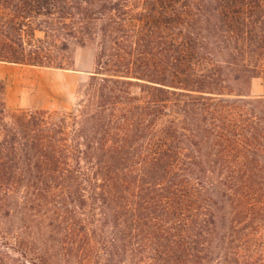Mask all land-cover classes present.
Segmentation results:
<instances>
[{
    "label": "trees",
    "instance_id": "16d2710c",
    "mask_svg": "<svg viewBox=\"0 0 264 264\" xmlns=\"http://www.w3.org/2000/svg\"><path fill=\"white\" fill-rule=\"evenodd\" d=\"M87 45L71 112L11 113L0 80V201L46 208L81 264L254 260L264 96L246 91L264 76V0H0V62L66 68Z\"/></svg>",
    "mask_w": 264,
    "mask_h": 264
},
{
    "label": "rangeland",
    "instance_id": "374dc122",
    "mask_svg": "<svg viewBox=\"0 0 264 264\" xmlns=\"http://www.w3.org/2000/svg\"><path fill=\"white\" fill-rule=\"evenodd\" d=\"M95 56L96 46L87 45L72 48V59L66 68L0 62V80L6 84L8 110L11 113L18 110L71 112L95 72ZM246 93L252 98L263 97L264 76L253 79ZM21 196L15 194V198L0 201V264H31L29 258L38 256L44 246L55 264H81L77 244L72 246L70 236L61 237L59 230L52 232L45 223L46 208L39 209L34 203L28 210V202L22 203ZM3 197L0 194V200ZM75 233H79L77 229ZM253 242L258 243L261 251L254 260L248 258L242 262L264 264V227Z\"/></svg>",
    "mask_w": 264,
    "mask_h": 264
},
{
    "label": "bare ground",
    "instance_id": "6f19581e",
    "mask_svg": "<svg viewBox=\"0 0 264 264\" xmlns=\"http://www.w3.org/2000/svg\"><path fill=\"white\" fill-rule=\"evenodd\" d=\"M12 73H13V70H12ZM15 73H16V72H15ZM17 73H18V72H17ZM60 82H61L60 79H58V85H60Z\"/></svg>",
    "mask_w": 264,
    "mask_h": 264
}]
</instances>
